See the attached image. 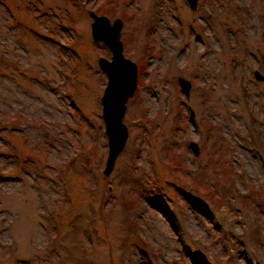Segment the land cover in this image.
Returning <instances> with one entry per match:
<instances>
[{
  "label": "rangeland",
  "instance_id": "374dc122",
  "mask_svg": "<svg viewBox=\"0 0 264 264\" xmlns=\"http://www.w3.org/2000/svg\"><path fill=\"white\" fill-rule=\"evenodd\" d=\"M91 10L138 68L108 176ZM263 59L264 0H0V264H264Z\"/></svg>",
  "mask_w": 264,
  "mask_h": 264
},
{
  "label": "water",
  "instance_id": "95a60500",
  "mask_svg": "<svg viewBox=\"0 0 264 264\" xmlns=\"http://www.w3.org/2000/svg\"><path fill=\"white\" fill-rule=\"evenodd\" d=\"M186 1L191 9H196L198 0ZM89 15L92 17V39L95 42L103 43L111 52L110 59L98 58V66L107 77V83L101 96V117L108 145L103 174L108 176L128 137V128L123 123V118L127 102L134 95L137 87L138 68L135 62L123 54L122 19L110 20L106 15H99L93 10L89 11ZM253 74L256 80L264 82V73L255 70ZM178 82L181 92L188 97L191 88L190 82L183 77H178ZM189 147L193 155L199 154V146L196 142H190Z\"/></svg>",
  "mask_w": 264,
  "mask_h": 264
},
{
  "label": "trees",
  "instance_id": "16d2710c",
  "mask_svg": "<svg viewBox=\"0 0 264 264\" xmlns=\"http://www.w3.org/2000/svg\"><path fill=\"white\" fill-rule=\"evenodd\" d=\"M108 12L109 11L107 9H105L104 11L102 10V13H104V14H107ZM165 152H166L167 159L169 158L170 163L177 166V167H175V170H178V167H181V163L184 162V159L182 158L183 153L176 151L175 148L172 146V143H167V145L165 147ZM211 158L213 160V157H211ZM217 159L220 160V158H217ZM214 163H217V162H215V160H214ZM220 165L218 167H221ZM218 174H223V172L222 173L220 172ZM193 185H194V187H196L198 189L201 188L200 182L197 180L194 181ZM213 194H214V192H212V195L209 196L210 199H212Z\"/></svg>",
  "mask_w": 264,
  "mask_h": 264
},
{
  "label": "flooded vegetation",
  "instance_id": "af4514ba",
  "mask_svg": "<svg viewBox=\"0 0 264 264\" xmlns=\"http://www.w3.org/2000/svg\"><path fill=\"white\" fill-rule=\"evenodd\" d=\"M264 60V59H263ZM264 73V72H263Z\"/></svg>",
  "mask_w": 264,
  "mask_h": 264
}]
</instances>
